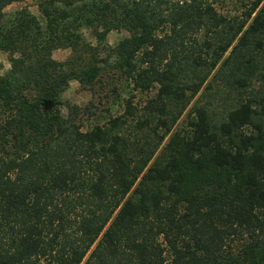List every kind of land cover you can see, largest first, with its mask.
Listing matches in <instances>:
<instances>
[{
    "label": "trees",
    "instance_id": "1",
    "mask_svg": "<svg viewBox=\"0 0 264 264\" xmlns=\"http://www.w3.org/2000/svg\"><path fill=\"white\" fill-rule=\"evenodd\" d=\"M21 1L0 0V264H264V0L236 22L209 0H41L6 19ZM112 72L154 95L83 130L63 95ZM202 88L215 99L175 129Z\"/></svg>",
    "mask_w": 264,
    "mask_h": 264
},
{
    "label": "rangeland",
    "instance_id": "2",
    "mask_svg": "<svg viewBox=\"0 0 264 264\" xmlns=\"http://www.w3.org/2000/svg\"><path fill=\"white\" fill-rule=\"evenodd\" d=\"M41 0H23L20 3H15L5 9L6 19H11L18 12L26 11L31 16L39 17L38 11V3ZM214 4L217 12L229 19L230 21H241L244 18L245 11V3L246 0H209ZM91 31L85 33V37L87 41L92 45L95 49L93 52L95 55V59L99 60L104 57L103 48L97 47L96 40L91 35ZM126 36L124 31H112L108 34L106 39V48L107 47H115L118 41ZM51 56L54 60L58 62H66L68 60H72L78 65L81 64L83 59H87L88 57L83 55L81 58L82 61H79V57L72 54L70 49L59 48L53 50ZM9 55L0 51V76L4 75L10 69V61ZM93 58L90 54L89 59ZM113 61V60H112ZM111 61V62H112ZM80 63V64H79ZM101 64L99 63L98 66ZM103 76L101 80L92 88L81 87L76 82H71L69 87L66 89L63 97L65 101L68 102L69 105H75L79 108V116L78 120L83 125V130L91 129L95 125L103 126L105 125L109 119L120 116L125 111L126 100L131 99L133 106L137 109V113L135 114L132 120L134 121L138 117L141 116L143 112L144 106L147 103V100L153 97L154 91L151 90L146 93H142L138 90H133V85L128 83L120 76V74H113ZM211 78V77H210ZM209 78V80H210ZM209 80L207 82H209ZM222 86V85H221ZM261 81L254 82L253 86L249 91L252 93H256L260 90ZM113 88L115 90H113ZM203 88L200 93L196 96V98L191 102L190 106L187 108L186 112L182 115L180 120L175 126V129H183L187 125V113L196 103L198 102H207L209 100L215 99L214 93L210 94L206 92L203 97ZM226 94H224V97ZM245 96V94H243ZM217 104L216 107H224L219 102L213 103ZM219 105V106H218ZM66 113V110H63ZM135 122H132L133 125Z\"/></svg>",
    "mask_w": 264,
    "mask_h": 264
},
{
    "label": "water",
    "instance_id": "3",
    "mask_svg": "<svg viewBox=\"0 0 264 264\" xmlns=\"http://www.w3.org/2000/svg\"><path fill=\"white\" fill-rule=\"evenodd\" d=\"M45 106L48 108L50 106V104L49 103H45Z\"/></svg>",
    "mask_w": 264,
    "mask_h": 264
}]
</instances>
